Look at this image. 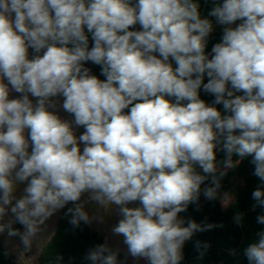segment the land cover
I'll return each instance as SVG.
<instances>
[{"label":"clouds","instance_id":"1","mask_svg":"<svg viewBox=\"0 0 264 264\" xmlns=\"http://www.w3.org/2000/svg\"><path fill=\"white\" fill-rule=\"evenodd\" d=\"M211 3L202 16L198 0H0V234L29 248L68 205L71 225L90 223L94 202L115 206L127 251L98 244L85 260L182 264L217 225L180 213L217 199L246 158L264 185V0ZM252 199L264 208V187ZM256 237L247 264H264Z\"/></svg>","mask_w":264,"mask_h":264},{"label":"trees","instance_id":"2","mask_svg":"<svg viewBox=\"0 0 264 264\" xmlns=\"http://www.w3.org/2000/svg\"><path fill=\"white\" fill-rule=\"evenodd\" d=\"M198 2L202 16H207L213 6L211 0H198ZM221 36L222 33L213 32L211 34L206 52L211 51L212 46L220 41ZM86 67L91 68L93 74L99 76L100 79H104L100 76L99 66L89 62ZM201 98L209 103L214 99L203 91H201ZM217 107L223 111L222 106ZM217 159L222 161L224 154L218 152ZM237 159L238 157H233L234 162ZM225 171L226 175L220 181L221 187L218 190L217 199L208 201L201 195L199 206L190 205L186 212L180 213L181 217L194 219L198 223L217 225L210 230L194 234L192 240L186 242L182 264H247L243 256L244 248L257 239V232L264 231V225L256 222L257 216L264 214V208L256 207L253 210L255 201L252 199V192L264 185H261V181L253 175L254 166L251 165L250 158L244 159L235 168ZM235 180H240L241 185L235 192L234 199L223 209L221 199L231 192ZM67 207H72V205ZM67 207L59 211L55 229L41 248L36 264H91L90 261L84 259L87 252L96 245L105 243L103 237L90 228L89 223L81 222L78 227L71 225L69 222L71 216L65 215ZM238 213L243 216L239 224L235 220ZM14 227L22 231L20 225L15 224ZM197 241H200L202 245H208L202 257L200 251L203 249L198 251L195 246ZM232 250L237 253L235 257L230 255ZM118 259L122 260L121 253ZM0 264H17L12 254L2 244H0Z\"/></svg>","mask_w":264,"mask_h":264},{"label":"rangeland","instance_id":"3","mask_svg":"<svg viewBox=\"0 0 264 264\" xmlns=\"http://www.w3.org/2000/svg\"><path fill=\"white\" fill-rule=\"evenodd\" d=\"M213 32L222 33V27L216 26ZM12 95L13 97H15L18 94L13 93ZM59 114L63 118L72 119V117L69 114L63 112V110H60ZM82 131V128L77 129V135H79ZM240 185V180H235L231 192L225 194L222 197L221 207L223 209L234 199L235 192ZM23 187L24 185L20 186L21 190ZM83 199L87 200V196H85ZM85 210L89 213L90 216V228L98 232L110 248H112L113 250H119V253H121L122 255L121 261L125 260L127 249L123 244V237L114 235L112 233V228L119 219L115 206H113L110 210H106L104 207L94 202H89L85 204ZM58 216L59 212L54 214L50 219H48L43 225L39 227L37 234L32 237L31 245L29 248H25L21 244L20 238L15 239L14 237H9L6 233L0 234V244H2L12 254L13 259L17 264H36V259L41 248L51 237L55 229V224ZM126 264H146V261L142 259L134 260L132 257L128 256Z\"/></svg>","mask_w":264,"mask_h":264}]
</instances>
